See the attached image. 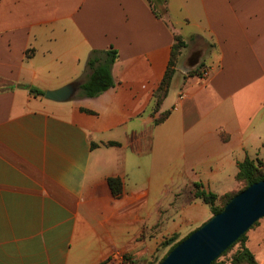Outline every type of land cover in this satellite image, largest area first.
Segmentation results:
<instances>
[{"label":"crops","instance_id":"0c3cea01","mask_svg":"<svg viewBox=\"0 0 264 264\" xmlns=\"http://www.w3.org/2000/svg\"><path fill=\"white\" fill-rule=\"evenodd\" d=\"M165 9L158 19L146 0H0V264L140 263L209 220L194 183L219 194L245 158L264 161V0ZM175 36L185 47L154 111ZM108 51L113 86L82 96L89 60ZM69 84L65 102L27 89Z\"/></svg>","mask_w":264,"mask_h":264},{"label":"trees","instance_id":"16d2710c","mask_svg":"<svg viewBox=\"0 0 264 264\" xmlns=\"http://www.w3.org/2000/svg\"><path fill=\"white\" fill-rule=\"evenodd\" d=\"M149 5L152 13L158 18L162 19L166 13V0H146ZM185 47V43L179 36H175L174 44L171 47L170 60L164 74V77L159 84L158 88L154 92L153 98V109L157 111L165 99L172 77L174 75V68L177 62V59L181 53V50ZM117 54L114 51L105 52V57L103 60H98L94 56L88 62V68L90 74L87 77L83 85H81L80 90L81 94L87 98H93L100 93L108 90L113 86V81L110 74L111 65L116 61ZM201 71H194V74H200ZM7 85L2 84L0 81V89L6 88ZM29 89L30 92L35 93V95L42 96V92ZM167 114H161L157 119H155L154 124L157 125L161 123ZM238 171L235 176V181L242 185V188L236 193H227L223 196H218L209 191H205L203 186L200 183H194L192 186L191 194L194 199L200 200L203 204L207 205L210 209V212L213 215L218 214L222 211L224 206L229 202V200L246 189L249 185L263 181L264 180V165L261 160H251L245 158L237 166ZM111 194L114 197H118L122 191V184L119 179L110 178L107 180ZM258 222L254 224L257 225ZM252 226V227H254ZM251 227V228H252ZM250 228V229H251ZM195 231V230H194ZM193 231V232H194ZM193 232L189 233L183 239L177 241L176 236L169 238L164 245L170 246L166 254L162 259L157 263L160 264L166 255L171 252L180 242L185 240ZM239 245L238 249L234 251L227 261H219L221 257L226 256L234 246ZM136 264H146V263H136ZM211 264H259L255 258V255L247 247V238L246 233L240 236V238L231 245L227 250H225L216 260Z\"/></svg>","mask_w":264,"mask_h":264},{"label":"water","instance_id":"95a60500","mask_svg":"<svg viewBox=\"0 0 264 264\" xmlns=\"http://www.w3.org/2000/svg\"><path fill=\"white\" fill-rule=\"evenodd\" d=\"M74 89L75 86L69 84L45 92L43 98L65 102L72 97ZM262 218L264 180L249 185L232 197L220 213L180 242L160 264H211Z\"/></svg>","mask_w":264,"mask_h":264},{"label":"rangeland","instance_id":"374dc122","mask_svg":"<svg viewBox=\"0 0 264 264\" xmlns=\"http://www.w3.org/2000/svg\"><path fill=\"white\" fill-rule=\"evenodd\" d=\"M262 162L264 165V161ZM241 188H242V185L236 182L235 180L231 184H226V185H223L222 187L219 185L215 186L216 191L219 193L217 194L218 196H223L224 194H227V193H231V194L236 193ZM225 191H229V192L224 193ZM208 217L210 218L212 217L211 212L210 214H208ZM194 230L196 229H191L185 232L184 234H178V235H172V236H176L177 241H179L183 239L185 236H187L189 233L193 232ZM172 236L167 237L162 242H160L159 245L155 248L154 252L150 256H147L140 263L157 264L168 251L170 246L164 245V244ZM246 238H247V243H249V249L251 250V252H253L254 255L259 254L258 256L259 264H264V218L260 219L257 225H255L254 227H252L246 232ZM238 247L239 245L234 246L233 249L226 256L221 257L219 261H227L229 257L231 256V254L238 249ZM67 251H68V245H67ZM137 261L139 260L137 259Z\"/></svg>","mask_w":264,"mask_h":264},{"label":"built area","instance_id":"2783aa9c","mask_svg":"<svg viewBox=\"0 0 264 264\" xmlns=\"http://www.w3.org/2000/svg\"><path fill=\"white\" fill-rule=\"evenodd\" d=\"M206 76H207V72L203 71V72L200 73L201 79L206 78Z\"/></svg>","mask_w":264,"mask_h":264}]
</instances>
